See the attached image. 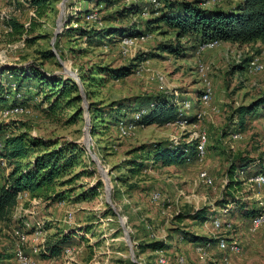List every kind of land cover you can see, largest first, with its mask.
<instances>
[{
    "label": "rangeland",
    "instance_id": "rangeland-1",
    "mask_svg": "<svg viewBox=\"0 0 264 264\" xmlns=\"http://www.w3.org/2000/svg\"><path fill=\"white\" fill-rule=\"evenodd\" d=\"M201 1L207 8H232L240 0ZM122 4L128 3L122 0L118 7ZM91 6L88 0H49L46 12L40 16L20 0H0V16L7 15L23 25V30L16 33L6 24L9 19H0V68L35 63L49 73L68 76L81 83L78 76L81 69L95 72L96 66L139 64L137 71L118 80L110 79L89 88L81 83L82 99L56 114L49 115L42 110L41 93L30 100V114L3 122L0 115V122L7 126L9 134L26 133L33 138L73 141L85 150L81 161L69 174L46 192L49 195L66 191L68 200L52 203L46 196L30 198L25 194L18 199L10 219L0 221V249L12 255L4 264H20L14 257V247L18 244L15 231L27 234L22 248L36 264H64L60 257L42 259L38 254L48 241L76 229H80L83 236H79L85 238L75 243L78 252L71 264H155L154 252L147 247H137L153 240L168 243L170 248L164 254L170 260H174L172 255L177 250L186 264H221L223 254L216 244L208 249L209 246L185 241L180 238L181 230L206 237L223 235L235 241L239 253L229 256L231 264H264V225L252 230L249 220L237 212L222 214L219 203L234 197L257 208L264 196V188L254 190L246 179L236 176L231 184L228 176V168L237 156L264 157V114L241 116L238 112L264 95V45L260 42L220 43L214 48L201 45L194 51L187 50L186 56H175L159 48L162 42L175 39L174 31L163 27L138 40L137 45L123 55L119 41L93 46L84 38L65 32L67 19L79 13H82L79 22L69 26L91 29L93 26H86L82 20L84 10ZM105 15L99 11L100 18ZM126 23L133 22H121ZM180 43L188 42L182 38ZM50 49L54 56L45 59L42 52ZM143 53L153 55H147L144 61L137 60ZM245 58L256 60L262 70L251 72L248 66L238 68ZM200 66L204 68L203 73ZM206 86L211 88L212 94L208 104L202 105L198 99ZM35 91L28 93L33 95ZM158 95H167L179 102L191 100L193 104L186 115L194 117V122L138 125L128 136L121 137L118 124L98 118L92 120L89 112L93 103L104 107L129 97ZM77 107L82 108L80 116L70 120ZM3 108L0 105V110ZM195 133H204L207 138L203 159L170 166L149 165L143 160L140 168L131 170V161L139 159L144 146L188 143ZM33 156V153L29 155ZM253 169L249 167L248 171ZM9 170L6 164L0 166V184ZM200 171L212 177L213 185L206 186L199 180ZM93 185H99L97 196L74 201ZM154 192L160 195L158 201L151 199ZM235 207L232 205V211ZM201 210H206V217L210 218L203 221L192 216ZM67 211L74 214L72 226L66 223ZM107 212L110 214H105ZM178 214L182 216L179 220ZM216 217L222 223L219 230H214L211 224ZM36 228L38 232L31 233ZM198 247L203 248V254L197 252Z\"/></svg>",
    "mask_w": 264,
    "mask_h": 264
},
{
    "label": "trees",
    "instance_id": "trees-1",
    "mask_svg": "<svg viewBox=\"0 0 264 264\" xmlns=\"http://www.w3.org/2000/svg\"><path fill=\"white\" fill-rule=\"evenodd\" d=\"M88 1L98 11L106 13L101 18L103 26H93L91 29L82 26L70 27V23L79 22V16L82 14L79 13L76 17L67 19L68 27L65 32L69 36L84 38L87 44L93 46L120 41L123 37L147 36L153 31H160L163 27L172 29L175 39L162 42L159 48L161 51L175 56H186L187 50L194 51L199 46L211 42L239 45L260 42L264 45V0H240L232 8H207L201 0H157L158 6H149V14L145 17L142 15L143 2L141 1L122 4L120 7L118 5L122 0ZM48 4L49 0H30V7L34 8L40 16L46 12ZM87 11L85 9L82 12ZM123 20L133 23L122 25ZM138 20L140 21L138 22ZM6 24L16 33L23 30V25L15 19H9ZM182 38H186V42L190 44L180 43ZM42 54L45 59L54 56L51 49L42 52ZM150 54L153 55V53H143L137 57V60L144 61ZM250 61V58H245L238 68L246 69ZM138 66V63L119 67L96 66L95 72L81 69L78 76L82 85L86 84V87L89 88L110 79L118 80L126 77L137 71ZM41 67L40 64L28 63L25 66L0 68V105L2 107L14 105L29 107L30 100L43 93V99L40 100L41 108L47 114L53 115L82 99L79 86L73 78L49 73ZM32 89L36 91L30 95L28 92ZM86 93L87 90H84V94ZM8 101L11 102L8 104ZM144 109L146 113L135 122L137 126L152 124L164 126L180 121L190 124L195 120L194 117L187 116L186 111H181L179 106L174 103L173 98L167 95L134 96L104 107H96V104L93 103V105L90 104L89 112L92 120L98 118L102 122L106 121L117 125L120 121L128 124L133 120V115L136 112ZM81 112L82 108L77 107L70 120H76ZM238 112L241 116L254 113L263 115L264 95L248 106L241 107ZM6 128L7 126L0 122V166L6 164L10 167L0 184V221L10 219L11 211L22 194H28L30 198L46 196V199L52 203L68 200L69 196H66V191H58L49 195L46 192L54 188L56 182L64 175L69 174L71 169L81 161L85 154L83 147L73 141L58 142L54 139L33 138L28 137L26 133L9 134ZM195 142V140H191L188 143L172 146L164 143H152L144 146L139 159L135 158L131 161V170L140 168L143 165V160L149 165L159 164L161 166L185 164L196 160ZM31 153L34 155L32 158L29 157ZM249 166L255 168V173H264V157L237 156L228 168L230 183L235 182L233 177L237 170ZM63 184H65L64 181ZM98 187L99 185L90 186L86 193L75 197L74 201L78 202L97 196ZM230 202L236 207L229 213L236 214L237 212L240 217L249 220V222L259 212L258 208L247 206L234 197L232 200H222L219 203L222 207ZM206 214H208L206 210H201L192 216L205 221L210 218L206 217ZM177 218L179 220L182 216L178 214ZM179 233L181 239L199 246H212L217 242L213 237L195 235L184 230ZM79 235H82L80 229L63 232L48 241L38 255L42 259L59 258L66 246L78 242L76 237L85 238L82 237L83 235ZM137 247H147L151 251H164L170 248L168 243L163 240H153L143 245L137 244ZM176 257L171 261L174 262ZM11 258V254L0 249V264H4Z\"/></svg>",
    "mask_w": 264,
    "mask_h": 264
},
{
    "label": "built area",
    "instance_id": "built-area-1",
    "mask_svg": "<svg viewBox=\"0 0 264 264\" xmlns=\"http://www.w3.org/2000/svg\"><path fill=\"white\" fill-rule=\"evenodd\" d=\"M22 4L26 6H30V0H20ZM143 2L142 4V15L147 16L149 14L148 12V7L149 6H158V1L157 0H125V2L132 3V2ZM88 11L83 14V22L87 24L88 26H98L101 27L103 26V22L101 21V18L99 16V11L96 7L93 5L87 9ZM10 17L7 15H1L0 19L3 21L8 20ZM8 30H11L8 28ZM145 36H140V37H123L119 43L121 46V52L123 55L128 54L133 47L137 45L138 40H143ZM220 45L219 42H211L203 45V47L207 48H214L216 46ZM56 54V52H55ZM199 70L201 73L204 72L203 66L199 67ZM248 70L251 72H260L262 70V65L259 64L256 60H252L249 62L248 65ZM77 82V81H76ZM79 89L81 88V83H78ZM13 89H15L14 85L12 84ZM211 88L209 86H206L201 93L198 102L202 105H207L208 102L210 101L211 98ZM174 103L179 106V109L181 111H187L190 110L192 106L191 100H184L182 102H179L177 99H174ZM31 109L30 107H21L18 105L14 106H9V107H4L2 110H0V115L3 118V121H6L7 119L18 116V115H26L30 114ZM146 113V110H140L136 112L133 115V120L126 124L124 121H120L118 123V131L121 137H126L129 135L130 131L135 128L137 125L135 124L136 121L140 120L142 116ZM198 117L200 114L198 113ZM192 140H195V147H196V156L197 159L201 160L204 158L205 153H206V142L207 138L206 135L195 133V135L192 137ZM252 167V166H249ZM245 169H239L236 171L235 176L238 177L239 179H246V182L251 186L254 190L256 189L257 191H261L264 188V173L263 172H257V173H249L248 168ZM198 178L199 180L206 186H211L213 185V179L210 175H208L207 172L205 171H200L198 173ZM21 198V195L19 196ZM151 199L153 201H158L160 199V195L157 192H154L151 194ZM60 202V201H59ZM64 202V201H61ZM259 212L252 217L250 220V225L252 230H257L258 228L262 227L264 225V196L261 201H259ZM232 202L226 204L225 206H222L220 208V211L222 214H227L229 211L232 209ZM65 220L66 223L69 225H72L74 223V214L72 211H67L65 214ZM211 224L213 229L219 230L222 228V223L220 221L219 217L213 218L211 220ZM38 232V229H34L32 233ZM85 235V234H84ZM87 235V234H86ZM15 237L18 240V244L15 245L14 247V257L16 261L20 264H36V260L32 257H28L24 254L22 245L27 242V234L22 232V231H15ZM213 238L216 239V245L218 247V250L223 254L221 258V264H231L229 260V256L231 254H237L239 253V248L238 245L235 241H230L228 240V237L223 236V235H216L212 236ZM197 252L200 254H203V248L198 247ZM77 253V248L74 245H69L66 246L61 254V258L65 263H69L72 259L73 256ZM156 264H186L185 258L182 255H178L175 259L174 262H172L167 256H165L164 251L159 250L157 252V258L155 261Z\"/></svg>",
    "mask_w": 264,
    "mask_h": 264
},
{
    "label": "crops",
    "instance_id": "crops-1",
    "mask_svg": "<svg viewBox=\"0 0 264 264\" xmlns=\"http://www.w3.org/2000/svg\"><path fill=\"white\" fill-rule=\"evenodd\" d=\"M254 172H256L255 169H253L252 171H251V170L249 171V173H254ZM25 196H26L25 194H22V195H21V198H24ZM74 221H75V220H74ZM74 224H75V222H74L72 225H74ZM72 225H71V226H72ZM76 239L79 240V237H76ZM73 245L77 248V246H76L75 244H73ZM210 247H211V246H209L208 249H209ZM167 250H168V249L164 250V252L167 251ZM77 252H78V249H77ZM152 252H154L155 255H156V257H157V252H158V251H152ZM178 255H179V254H178L177 250H175V252H174L173 255H172L173 259H174L176 256H178ZM60 258H61V256H60ZM61 259H62V258H61ZM171 259H172V258H171ZM62 260H63V259H62ZM72 260H73V259H72ZM72 260H71V261H72ZM71 261H70L69 263H65V262H63V263H64V264H71ZM155 261H156V258H155ZM212 262H216V261H215L214 259H212ZM155 264H156V263H155ZM214 264H216V263H214Z\"/></svg>",
    "mask_w": 264,
    "mask_h": 264
},
{
    "label": "water",
    "instance_id": "water-1",
    "mask_svg": "<svg viewBox=\"0 0 264 264\" xmlns=\"http://www.w3.org/2000/svg\"><path fill=\"white\" fill-rule=\"evenodd\" d=\"M81 89V88H80Z\"/></svg>",
    "mask_w": 264,
    "mask_h": 264
}]
</instances>
